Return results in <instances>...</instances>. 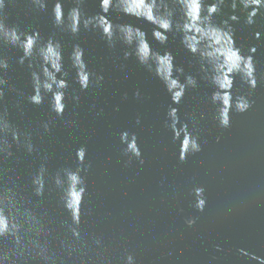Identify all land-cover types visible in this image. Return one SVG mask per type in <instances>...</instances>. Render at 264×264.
Segmentation results:
<instances>
[{"label":"water","instance_id":"water-1","mask_svg":"<svg viewBox=\"0 0 264 264\" xmlns=\"http://www.w3.org/2000/svg\"><path fill=\"white\" fill-rule=\"evenodd\" d=\"M57 2L66 20L75 0H46L43 11L30 0H6L4 9L7 25L38 32L42 42L51 37L61 44L68 88L62 116L52 111L51 94L40 105L30 103L31 71L37 69H29L28 61L21 65L22 51L0 42V57L9 65L0 70L7 82L0 115L6 113L21 133L20 144L7 137L11 156L0 154V206L19 226V243L10 235L0 237V264H258L238 250L264 259V11L248 26L244 11L238 7L233 13L227 0L213 17L220 24L237 15L239 22L232 24L236 46L243 55L257 49L256 89L238 76L233 87V96L247 97L251 107L245 113L231 111L225 129L210 100L215 88L203 78L199 58L184 48L179 33H168L162 45L152 36V24L115 9L108 13L113 25L131 24L144 31L154 52H170L175 67L184 69L181 83L186 75L196 78L197 87L187 89L175 105L155 72L138 62L135 44L117 39L110 47L99 29L86 30L82 24L76 35L56 27ZM204 3L206 7L213 0ZM174 7L180 20L179 6ZM82 11L88 17L103 14L100 0H84ZM76 45L91 74L86 90L72 66ZM125 52L132 55L126 59ZM169 107L178 108L201 147L184 162L179 143L165 126ZM124 131L129 135L122 142ZM24 134L31 136L32 153L23 146ZM132 134L143 165L127 151ZM81 147L86 149L81 167H90L80 171L86 193L77 226L61 197L74 206L80 195L76 181L69 179L66 187V172L77 170ZM41 165L47 172L44 194L37 197L32 181Z\"/></svg>","mask_w":264,"mask_h":264},{"label":"clouds","instance_id":"clouds-1","mask_svg":"<svg viewBox=\"0 0 264 264\" xmlns=\"http://www.w3.org/2000/svg\"><path fill=\"white\" fill-rule=\"evenodd\" d=\"M31 4L43 11L46 9V0H30ZM76 7L69 10L65 20L63 6L57 2L53 8L54 24L56 27L68 31L73 35L78 34L81 24L84 29H99L108 42L113 46L117 39L128 46L135 44V56L138 62L145 66L148 71L155 72V75L163 82L167 92L170 94L171 101L179 105L185 96L186 90L197 87V80L192 75H186L184 82L181 83L180 76L184 75L182 67H175L174 57L170 52L160 54L154 52L148 43L147 34L138 27L131 24L113 23L108 19L110 10L115 9L127 16L152 24L154 30L153 38L160 44H165L168 40V33L175 31L181 35V43L184 48L192 55L199 58L203 78L208 80L215 91L211 95V103L217 106V119L221 128L230 126V113L235 110L238 113H245L251 107V102L245 96H233V87L235 78L238 76L242 83L248 85L252 90L257 87L256 65L253 56L256 53V47H251L249 55H243L241 49L236 46L234 39L235 30L233 23L239 22V17L235 14L230 15L228 19L220 24L215 23L213 17L219 14L226 5L227 0H213V3L205 7L204 0H100L101 15L92 17L86 16L82 11L84 0H75ZM179 6L181 19L176 20V7ZM6 0H0V42L12 47L18 48L23 55L19 58V63L23 65L28 61V68L37 70L31 71V80L34 95L29 97V102L34 105H40L43 102L45 94H51V109L57 116H62L65 111V90L68 88L67 73L63 69V56L61 44L49 38L42 42L38 32L31 34L23 32L18 26H9L5 22L4 9ZM230 8L233 13L242 9L245 16V23L252 26L256 22V17L264 11V0H231ZM255 38L260 39V33H255ZM127 59L132 53L125 52ZM83 49L76 45L73 49L71 60L72 66L76 69L77 82L82 90L89 88L91 74L88 72L83 59ZM8 62L0 57V70H7ZM175 73V75H174ZM102 80L103 77H98ZM6 80L0 77V99L4 96L3 86ZM139 97V92L136 93ZM78 100L79 97H74ZM136 124H140V118L137 117ZM165 126L172 132L173 142L179 143V160L184 162L190 153H198L201 147L198 144V138L193 136L189 130L188 124L182 122L179 116V110L176 107H169ZM179 126V127H178ZM45 131H49V125L44 124ZM17 144L21 142V133L14 128L6 118V113L0 115V154L11 156V144L7 137ZM128 132L120 134L121 141L125 142L128 138ZM219 141V137L217 138ZM23 146L28 153H32L34 146L31 142V136L24 134ZM127 151H130L140 160L141 150L137 143V137L132 134V141L128 144ZM86 149L81 147L76 152L77 170L66 172V187L69 179L76 181L80 195L77 197L76 204L73 206L68 203L62 195L64 210L71 217L75 225L80 223V204L86 193V184L80 171H87L84 165ZM47 169L41 165L38 173L33 178V187L37 197L43 196L45 188V176ZM58 185L59 180L55 181ZM66 187H64L63 192ZM204 201L199 202V210H203ZM11 213L5 214V209L0 206V237L10 235L19 243L17 232L19 226L14 219H10ZM78 234V233H74ZM219 250V249H218ZM241 255L249 257L258 264H264V259L256 255H251L243 249L238 250Z\"/></svg>","mask_w":264,"mask_h":264}]
</instances>
